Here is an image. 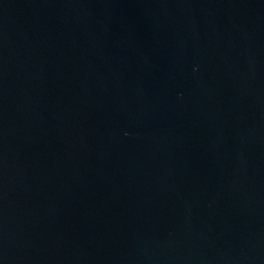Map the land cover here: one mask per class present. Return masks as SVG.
I'll return each instance as SVG.
<instances>
[{"label": "water", "instance_id": "1", "mask_svg": "<svg viewBox=\"0 0 264 264\" xmlns=\"http://www.w3.org/2000/svg\"><path fill=\"white\" fill-rule=\"evenodd\" d=\"M0 264H264V0H0Z\"/></svg>", "mask_w": 264, "mask_h": 264}]
</instances>
